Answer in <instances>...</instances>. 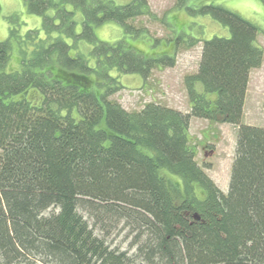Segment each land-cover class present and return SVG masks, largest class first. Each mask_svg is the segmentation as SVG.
I'll return each instance as SVG.
<instances>
[{
  "label": "trees",
  "instance_id": "1",
  "mask_svg": "<svg viewBox=\"0 0 264 264\" xmlns=\"http://www.w3.org/2000/svg\"><path fill=\"white\" fill-rule=\"evenodd\" d=\"M29 1L33 13L46 2ZM147 10L145 0H107L87 18L137 35L126 21ZM200 12L228 35L188 40L177 29L176 40L160 39V57L122 40H96L84 56L77 37L95 38L85 19L69 43L23 41L31 56L17 47L13 68L10 37L0 40V264H264V127L242 122L249 72L262 61L258 29L219 4ZM192 40L202 45L184 81L187 112L155 101L128 111L109 98L123 88L117 73L172 67L176 45ZM191 117L236 127L225 193L195 160ZM117 229L133 253L111 247Z\"/></svg>",
  "mask_w": 264,
  "mask_h": 264
},
{
  "label": "rangeland",
  "instance_id": "2",
  "mask_svg": "<svg viewBox=\"0 0 264 264\" xmlns=\"http://www.w3.org/2000/svg\"><path fill=\"white\" fill-rule=\"evenodd\" d=\"M106 1L46 0L37 8L40 9V13H33L28 7L31 9L36 6L29 0H0V40L10 37L13 46L10 55H13L16 52L14 49L18 47L23 57L30 58L29 45L24 44L23 41L30 42L33 36L38 42L50 41L58 37L69 43L68 41L73 40V34L80 32L82 21L85 19V23L90 26L85 32L87 34L88 31H92L95 41L89 38L91 36L87 39L77 37L76 46L84 56L96 40L110 44L122 40V43L126 42L149 56L155 54L156 57H160L161 47L164 49V45L160 46L162 44L160 39L170 37L172 41L176 40L181 35L177 29L182 30L183 38L188 40L227 36L228 30L225 25L210 14L200 12L201 6L205 4H219L253 23L258 29L257 42L262 48V61L258 67L252 68L249 72L242 122L264 127V0H184L187 9L179 7L176 0H145L148 12L126 21L135 29H143L144 32L139 30L137 35L134 34V30H125L119 22L104 20L94 24L92 17L87 18V14L92 15V12L95 18L99 16ZM110 1L114 5L131 2V0ZM45 16L50 17L52 21ZM69 22L71 33L67 29ZM54 26L58 28L55 29ZM32 28L36 32L25 35V32ZM9 30L12 32L10 33ZM199 40L177 44L174 65L154 67L144 79L133 72L117 73L116 76L123 88L118 89L109 98L128 111L138 110L145 103L155 101L187 112L189 104L184 81L186 76L194 74L197 70L202 45ZM30 43L33 44L35 41L32 40ZM17 60V54L11 56L9 68L15 67ZM188 132L190 144L196 150V162L204 161L208 165L209 168L204 170L206 175L220 191L225 193L234 156L236 127L227 122L191 117ZM118 229L109 235L107 241L111 247L133 253L136 244H133L131 234H127V229L121 231Z\"/></svg>",
  "mask_w": 264,
  "mask_h": 264
},
{
  "label": "flooded vegetation",
  "instance_id": "3",
  "mask_svg": "<svg viewBox=\"0 0 264 264\" xmlns=\"http://www.w3.org/2000/svg\"><path fill=\"white\" fill-rule=\"evenodd\" d=\"M209 167H208V165L205 167V169H208Z\"/></svg>",
  "mask_w": 264,
  "mask_h": 264
}]
</instances>
